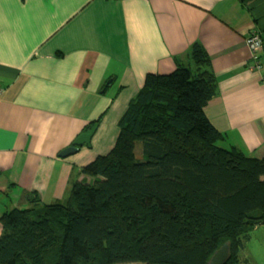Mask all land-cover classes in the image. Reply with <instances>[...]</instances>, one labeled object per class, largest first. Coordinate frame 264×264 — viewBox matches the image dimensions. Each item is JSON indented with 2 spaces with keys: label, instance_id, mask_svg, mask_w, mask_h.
<instances>
[{
  "label": "crops",
  "instance_id": "obj_1",
  "mask_svg": "<svg viewBox=\"0 0 264 264\" xmlns=\"http://www.w3.org/2000/svg\"><path fill=\"white\" fill-rule=\"evenodd\" d=\"M253 29L264 44V0H0V213L35 196L66 202L87 180L81 168L113 148L146 76L173 72L175 60L191 66L194 43L216 79L205 114L220 145L264 157V45L256 71ZM100 117L90 147L60 158ZM262 228L249 242L260 251ZM245 250L248 264H264Z\"/></svg>",
  "mask_w": 264,
  "mask_h": 264
},
{
  "label": "trees",
  "instance_id": "obj_2",
  "mask_svg": "<svg viewBox=\"0 0 264 264\" xmlns=\"http://www.w3.org/2000/svg\"><path fill=\"white\" fill-rule=\"evenodd\" d=\"M189 60L146 76L113 148L81 168L90 180L66 202L35 196L0 215V264H208L224 244V264H248L240 253L264 226V157L220 145L205 114L217 92L209 57L194 43Z\"/></svg>",
  "mask_w": 264,
  "mask_h": 264
},
{
  "label": "water",
  "instance_id": "obj_3",
  "mask_svg": "<svg viewBox=\"0 0 264 264\" xmlns=\"http://www.w3.org/2000/svg\"><path fill=\"white\" fill-rule=\"evenodd\" d=\"M97 126L91 127L89 130L79 134L73 141L72 146L64 149L59 153L60 158H67L76 152L83 146L90 147L91 139L96 131ZM229 256V245L224 244L221 246L210 258L208 264H224Z\"/></svg>",
  "mask_w": 264,
  "mask_h": 264
},
{
  "label": "built area",
  "instance_id": "obj_4",
  "mask_svg": "<svg viewBox=\"0 0 264 264\" xmlns=\"http://www.w3.org/2000/svg\"><path fill=\"white\" fill-rule=\"evenodd\" d=\"M245 43L251 56V68L256 71H260L262 69V62H260V57L263 50V39L260 33L257 30L253 29L246 36Z\"/></svg>",
  "mask_w": 264,
  "mask_h": 264
},
{
  "label": "rangeland",
  "instance_id": "obj_5",
  "mask_svg": "<svg viewBox=\"0 0 264 264\" xmlns=\"http://www.w3.org/2000/svg\"><path fill=\"white\" fill-rule=\"evenodd\" d=\"M86 177V176H85ZM87 180L86 182H88L90 179L88 177H86ZM6 205H9V202L8 200H6L5 202ZM17 209H20V210H23V209H26V206H20L18 204V206H16ZM2 213H0L1 215ZM263 227V226H262ZM260 228V227H259ZM255 233V232H254ZM252 235L254 234H250L249 235V241L245 244V253L246 254H249L250 256H253V259H264V228H262L259 232V234H257V239H258V245H262V249L260 251V247H257V245L255 246V244L251 243L249 244L250 242V237H252ZM257 247V248H256ZM242 254V253H241ZM240 254V255H241ZM262 261V260H261Z\"/></svg>",
  "mask_w": 264,
  "mask_h": 264
}]
</instances>
